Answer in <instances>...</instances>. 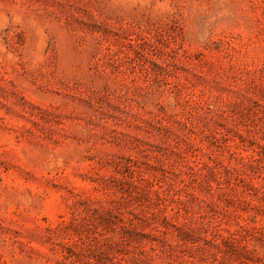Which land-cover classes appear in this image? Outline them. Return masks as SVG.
I'll use <instances>...</instances> for the list:
<instances>
[{
  "label": "rangeland",
  "instance_id": "obj_1",
  "mask_svg": "<svg viewBox=\"0 0 264 264\" xmlns=\"http://www.w3.org/2000/svg\"><path fill=\"white\" fill-rule=\"evenodd\" d=\"M0 264H264V0H0Z\"/></svg>",
  "mask_w": 264,
  "mask_h": 264
}]
</instances>
